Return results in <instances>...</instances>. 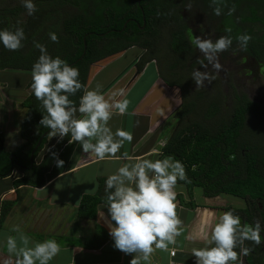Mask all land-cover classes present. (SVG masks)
Masks as SVG:
<instances>
[{
	"label": "clouds",
	"instance_id": "clouds-1",
	"mask_svg": "<svg viewBox=\"0 0 264 264\" xmlns=\"http://www.w3.org/2000/svg\"><path fill=\"white\" fill-rule=\"evenodd\" d=\"M28 16H33L38 8L34 0H21ZM210 6L216 17L232 16L236 6H228L227 0H211ZM186 10L191 11L188 3ZM227 8V13L224 9ZM159 15V13H158ZM17 21L14 30H0V43L9 51H19L27 39L24 28ZM224 35L216 39L211 36H194L192 45L203 58L197 63L204 71L194 69L191 79L196 91L211 85L221 71H224L219 56L232 49L235 42L237 52H247L252 35L244 32L232 36V28L225 27ZM53 43H59L55 32L48 33ZM40 56L32 66L31 90L40 102L44 113L40 126L50 129L48 135L58 137V142L68 139V144H79L85 159L95 157L99 161L119 160L123 163L105 180L103 200L107 216L102 211L100 218L114 241L113 248L132 256L129 264H151L157 251L168 252L170 246L178 247V238L184 235V223L179 215V202L175 191L178 182L191 183L185 165L173 156L152 160L132 157L127 151L121 153L125 142L131 144L133 133L123 128L115 131L109 122L114 115H125L131 101L126 98L124 88L103 92V85L97 83L91 90L80 80L79 69L70 66L59 56L53 58L47 46L33 41ZM83 94L79 102L72 99L77 93ZM163 114V113H161ZM137 126L139 121H136ZM51 158L57 168L64 167L59 154L51 149ZM119 153V155H118ZM43 190V189H40ZM104 208V209H105ZM214 214L209 213V216ZM16 235L5 237L7 257L2 264H50L61 252V244L55 239L33 243L19 224L11 229ZM264 225L254 218L253 223H242L239 214L232 210L223 212L215 223L205 222V227L195 236H185V240L202 242V247H193L191 255L194 264H245L244 258L261 246ZM173 254L175 252L173 251Z\"/></svg>",
	"mask_w": 264,
	"mask_h": 264
},
{
	"label": "trees",
	"instance_id": "trees-1",
	"mask_svg": "<svg viewBox=\"0 0 264 264\" xmlns=\"http://www.w3.org/2000/svg\"><path fill=\"white\" fill-rule=\"evenodd\" d=\"M95 1L94 9L88 13L83 10L87 8L83 6L84 0H34L38 11L33 16L27 15L21 1L13 6L0 3V30L5 28L14 30L13 26L19 20L22 21L19 26L24 28L27 37L23 42L25 46L19 51H9L0 43V70H21L31 74L32 66L40 56L39 50L33 46L34 40L46 45L48 53L53 58L59 56L70 66L77 67L83 84L86 82L88 68L92 63L123 51L131 45L139 48L145 46L157 51L163 48L161 41L166 38L175 54L188 50L186 37L180 31L166 34L167 36L156 34L152 30L145 34V31L154 25V20L150 23L146 20L145 28L141 33L132 23H126L122 28L125 18L131 16L134 10L139 14V10L134 8L135 0H119L117 4L115 0ZM248 1L247 11L242 19L248 21L253 30L262 29L259 35L251 30L248 32L253 37L248 49L250 53L261 57L264 52V0ZM140 3L142 4L143 0H140ZM143 8L146 16L154 15L153 12H156L155 8L147 12L146 8ZM24 13V18L21 19ZM166 17L173 20L171 16L161 15L159 21L163 23ZM233 28L240 29L237 24H233ZM111 29H120V31ZM49 32H55L59 36V43H53L49 39ZM100 33L103 34L100 35ZM151 59L156 61L158 74L165 83L168 86H176L180 92L179 108L174 113L177 123L161 147L158 159L163 156H173L182 161L192 182L180 181L179 183L187 188L200 187L206 197L219 194H228L240 199L246 195L251 198L257 196L259 168L254 164L258 166L259 160L264 158L261 129L243 127L242 114L235 113L232 117L219 115V108L224 106L220 98L208 99L201 93L197 95L194 92L189 93L186 90V81L164 75L159 61L152 53H142L136 61V69L140 70L143 64ZM175 64L178 63L175 62ZM173 69L174 67L170 68V70ZM31 83L32 76L25 87L31 88ZM81 95L82 92L72 97L77 105ZM20 106L25 110L18 127L20 143L14 149H8L4 146L0 133V177L7 176L12 170H16L20 176L12 181L14 187L18 185L38 187L44 184V173L53 161L48 149L57 152L70 137L59 142L57 139L54 145L50 146L36 161V156L40 154L48 134L43 136L33 152V160L30 164V151L40 134L47 129L39 124L42 114L46 113L40 102L35 99L32 90L20 101ZM231 106L258 107L245 96L232 99ZM106 179L107 176H98L96 191L81 195L75 207V217L88 220L95 218L97 206L105 204L102 198ZM7 202L2 217L13 204L12 201ZM224 209L232 210L239 215L245 212L242 208L231 206Z\"/></svg>",
	"mask_w": 264,
	"mask_h": 264
},
{
	"label": "crops",
	"instance_id": "crops-1",
	"mask_svg": "<svg viewBox=\"0 0 264 264\" xmlns=\"http://www.w3.org/2000/svg\"><path fill=\"white\" fill-rule=\"evenodd\" d=\"M134 47L137 53L126 63L120 66L119 62H115ZM141 54L140 48L131 46L92 63L88 68L85 85L91 90L99 83L103 85L102 91L105 93L110 89L126 90V98L131 101L128 112L122 116L114 115L109 125L113 131L123 128L133 133V141L131 144L125 142L121 153L127 151L132 157L156 160L177 123L174 113L179 108L180 92L176 86H168L163 81L153 59L137 70L135 65ZM136 121H139L138 126ZM57 139L58 137H51L47 144L46 139L36 161ZM57 153L65 162L64 167L57 168L53 160L44 173V184L41 186L14 187L12 181L20 176L16 170L0 177V264L7 257L5 237L16 235L11 229L17 224L31 237L33 243L55 239L61 244L60 254L50 264H129L132 256L113 248L114 241L100 218L102 211L107 216L105 204L97 206L93 220L75 217V207L82 194L96 191L98 176H108L123 163H135V160L99 161L95 157L85 159L87 154L82 153L80 145H69L68 140ZM165 157L167 156L161 159ZM175 191L185 232L178 238V247L173 249L170 246L168 252L157 250L151 258V264H194L191 250L193 247H202L203 244L200 241L185 240L184 237L197 235L205 227L206 221L215 223L225 212L224 208L228 207L187 200L191 188L187 189L184 184L176 187ZM7 201H12L13 204L2 217ZM209 213L214 215L210 217ZM21 218L25 219L23 224L19 223Z\"/></svg>",
	"mask_w": 264,
	"mask_h": 264
},
{
	"label": "flooded vegetation",
	"instance_id": "flooded-vegetation-1",
	"mask_svg": "<svg viewBox=\"0 0 264 264\" xmlns=\"http://www.w3.org/2000/svg\"><path fill=\"white\" fill-rule=\"evenodd\" d=\"M118 2L119 0H115L116 4ZM227 2L229 7L235 4L236 12L232 16L225 14L216 17L213 14L212 6H210L211 0H143L142 4L140 0H135L134 8L139 10V14L134 10L131 16L125 18L122 28L125 27L126 23H132L141 33L145 28L146 20L147 23L154 20V25L150 29H147L145 34H148L150 30L162 35L177 31L182 32L186 37L189 47L188 50L181 51L179 54H175L168 45V39L166 38L161 41L162 49L153 51L151 48L145 46L140 47V49L142 53H152L156 56L166 77L179 78L181 81H186V90L189 93L194 92L196 95L201 93L203 97L208 99H229V105L219 108L218 114L225 117H232L235 113L242 114L243 127H257L261 129V146L264 148V118L261 117H264V52H262L261 57L250 53L249 49L247 52H237L234 55L233 50L237 48L234 42L232 49L220 54L219 60L225 70L220 72L219 77L211 85H207V82H205L206 87L196 91V85L191 79V73L194 69L204 71L197 63V60L202 59L203 56L191 43V39L194 36H211L212 39H216L220 35L225 34V27L232 28L233 37L237 33L244 31L248 33L251 30L252 32H257L258 35L262 32V29L257 30L255 28L256 31L253 30L250 23L242 19L244 17L243 14L247 11L246 3L249 2L248 0H233L232 2L231 0H227ZM94 3H96L95 0H84L83 6L87 8H83V10L90 13L94 9ZM188 3L192 5L191 11L185 8ZM143 7L146 8V12L147 10L151 11L152 8H155L156 12H153L154 15L148 14L146 16L145 12H143ZM224 12L227 13V8L224 9ZM161 15L171 16L173 20H169L166 17V20L161 23L159 21ZM233 24H237L240 29L233 28ZM111 30L120 31V29ZM154 62L157 65L155 60ZM175 62L178 64H175ZM181 62L183 63L179 65ZM171 67H174V69L170 70ZM241 74L245 78H250V85L243 83L239 86L236 83L237 81L234 80V77ZM237 96H245L253 104L258 105V107H232V99ZM259 163L258 166L254 164L255 167L259 168L257 173L259 175L258 195L254 198H251L249 195L242 198L244 202L242 209L245 211L240 215L242 223L247 222L251 224L254 218H258L261 220L262 225H264V158L260 159ZM261 236L262 241H264V232L261 233ZM244 260L245 264H264V242H262L261 246L256 247L253 253L245 257Z\"/></svg>",
	"mask_w": 264,
	"mask_h": 264
},
{
	"label": "rangeland",
	"instance_id": "rangeland-1",
	"mask_svg": "<svg viewBox=\"0 0 264 264\" xmlns=\"http://www.w3.org/2000/svg\"><path fill=\"white\" fill-rule=\"evenodd\" d=\"M19 1L21 0H2L0 3L2 5L13 6ZM232 1L233 0H231V2ZM24 15L25 13L22 14L20 18L23 19ZM136 53L137 49L134 47L133 49L126 51L115 62H119V65L121 66V64L126 63L127 60ZM30 76L31 74L28 71L11 69L0 70V133L3 137L4 146L8 149H14L15 146L21 141L18 133V127L20 119L25 110L20 106V101L31 90V88L25 87ZM234 80L237 81L236 83L239 86L243 83L250 85V78H245V76H242V74L234 77ZM221 100L223 101L224 106L229 105V99L224 98ZM46 139L47 144L50 141L51 136L47 135ZM181 184L182 183L178 182L177 187H180ZM190 188L191 194L188 197L186 194L185 195L187 200H193L196 203H208L211 205H224L236 208H242L244 204L242 199L228 194H219L213 197H206L203 195L202 189L200 187L192 186ZM18 210L20 211V209ZM24 221L25 219L21 218L19 223L23 224Z\"/></svg>",
	"mask_w": 264,
	"mask_h": 264
},
{
	"label": "water",
	"instance_id": "water-1",
	"mask_svg": "<svg viewBox=\"0 0 264 264\" xmlns=\"http://www.w3.org/2000/svg\"><path fill=\"white\" fill-rule=\"evenodd\" d=\"M84 42H83V51H84ZM83 51H82V54H83ZM81 54V55H82ZM81 55H80V57H81ZM50 131V129H46L44 132H42L41 134H40V136L37 138V140H36V142H35V144H34V146H33V148L31 149V151H30V154H29V162H30V164H31V162H32V160H33V152H34V150L37 148V146L39 145V143H40V141L42 140V138H43V136H45L46 134H48V132Z\"/></svg>",
	"mask_w": 264,
	"mask_h": 264
}]
</instances>
